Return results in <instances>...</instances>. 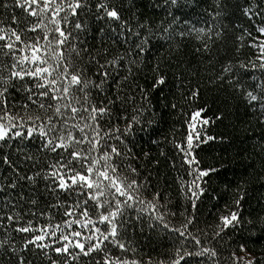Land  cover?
<instances>
[{
	"label": "snow or ice",
	"instance_id": "1",
	"mask_svg": "<svg viewBox=\"0 0 264 264\" xmlns=\"http://www.w3.org/2000/svg\"><path fill=\"white\" fill-rule=\"evenodd\" d=\"M136 3L0 0V264H264V256L229 236L264 234V217L241 211L247 180L211 232L191 231L197 202L209 193L205 178L218 172L200 167L196 148L217 139L231 143L208 135L205 109L188 114L184 139L172 141L191 177H177L192 208L181 213L183 223L169 219L176 213L163 211L159 191L148 198L152 185L135 166L139 133L150 134L155 122L137 74L155 58L152 88L166 85L165 58L157 53L177 38L195 34L202 45L195 51L207 52L227 32V0H216L212 22L202 27L185 19L186 0H152L166 13L159 23L132 12ZM233 7L249 22L260 17L253 25L259 38L246 31L258 55L229 61L211 82L227 85L264 124V11L252 0ZM199 92V86L190 89L191 98ZM158 230L174 236L172 249L158 261L138 257L135 237Z\"/></svg>",
	"mask_w": 264,
	"mask_h": 264
},
{
	"label": "trees",
	"instance_id": "2",
	"mask_svg": "<svg viewBox=\"0 0 264 264\" xmlns=\"http://www.w3.org/2000/svg\"><path fill=\"white\" fill-rule=\"evenodd\" d=\"M237 2L241 6L244 0H227V10L224 15L229 19L224 20L227 28L226 34L215 41L207 52L197 53L196 48L202 47L201 42L195 39V34L184 39L177 38L172 44H165L159 49L157 56L165 58L168 83L153 89L154 83L152 66L156 59L149 61L148 67H143L137 74V82L148 89L151 107L155 113V122L152 125L150 134L139 133L136 153L141 159L135 162L142 172V178L148 177L152 187L148 189V198L156 191L161 193V203L166 204L163 209L166 213L175 212V217H169L177 226L184 222V215L187 210L192 212L191 204L188 203L181 190L178 176L190 180L180 167V154L175 150L173 140H183L188 129L184 121L188 114L198 108L205 109L201 115L206 117L210 124L205 126L208 135L225 137L223 141L217 139L196 148L195 155L204 169L214 168L218 172L210 173L206 187L209 193L203 198V202H197V221L191 228L193 234L197 229L212 231L218 222V215L224 210V206L232 205L236 189L243 181L247 195L243 201L241 211L246 218L256 219L264 217V124L258 122L257 114L247 111L244 103L239 100L227 85L221 87L212 83L215 75L219 74L222 67L229 61L235 64L239 61H247L258 55L255 48L249 46L250 38L246 31H251L253 37L259 38L253 28L257 25L260 17L249 22L233 5ZM252 3H259L264 11V0H252ZM129 0H123L127 7ZM216 0H186L183 8L185 19L192 22L199 21L196 27L204 26V21L209 19L215 10ZM142 20L159 23L166 19V13L159 8L152 6V0H137L136 7L132 9ZM233 12L235 14L233 15ZM129 15V13H125ZM244 35V39L238 41L236 38ZM215 39V38H214ZM207 37H205V41ZM91 43V40H89ZM99 44V41H96ZM242 71V70H241ZM260 75L259 70L255 73ZM177 75L182 80L176 79ZM199 86V96L192 99L190 89ZM172 104L176 108L171 107ZM223 113V119L215 117ZM152 141H155L153 143ZM149 155L145 159L143 153ZM163 153V155L161 154ZM175 163V166H174ZM216 197V198H212ZM54 223L56 221H53ZM23 235V234H20ZM235 240L246 243L249 252L256 257L264 256V234L257 230V237L250 240H240L234 233H229ZM2 238V237H0ZM228 237L225 238V247H228ZM136 255L147 260L164 258V254L173 247L174 236L164 231L147 232L135 237ZM17 242L20 243L19 236ZM191 246V245H189ZM234 246V245H233ZM231 249L229 248V251ZM238 255H242L237 251ZM131 255V254H129ZM224 256L228 252L223 253Z\"/></svg>",
	"mask_w": 264,
	"mask_h": 264
}]
</instances>
